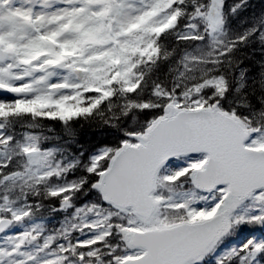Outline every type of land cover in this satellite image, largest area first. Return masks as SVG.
Wrapping results in <instances>:
<instances>
[{
  "label": "snow or ice",
  "instance_id": "snow-or-ice-1",
  "mask_svg": "<svg viewBox=\"0 0 264 264\" xmlns=\"http://www.w3.org/2000/svg\"><path fill=\"white\" fill-rule=\"evenodd\" d=\"M0 264H264V0H0Z\"/></svg>",
  "mask_w": 264,
  "mask_h": 264
},
{
  "label": "trees",
  "instance_id": "trees-1",
  "mask_svg": "<svg viewBox=\"0 0 264 264\" xmlns=\"http://www.w3.org/2000/svg\"><path fill=\"white\" fill-rule=\"evenodd\" d=\"M86 140H90L91 138L90 137H85Z\"/></svg>",
  "mask_w": 264,
  "mask_h": 264
}]
</instances>
